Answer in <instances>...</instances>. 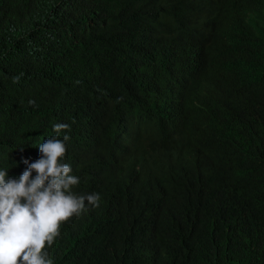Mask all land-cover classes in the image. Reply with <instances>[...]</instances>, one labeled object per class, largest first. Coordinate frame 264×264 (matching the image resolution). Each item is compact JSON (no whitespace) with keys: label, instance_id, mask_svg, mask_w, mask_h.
I'll use <instances>...</instances> for the list:
<instances>
[{"label":"clouds","instance_id":"clouds-1","mask_svg":"<svg viewBox=\"0 0 264 264\" xmlns=\"http://www.w3.org/2000/svg\"><path fill=\"white\" fill-rule=\"evenodd\" d=\"M44 1L0 0V34ZM86 1L45 11L43 59L3 52L0 264L168 262L264 170V0Z\"/></svg>","mask_w":264,"mask_h":264},{"label":"trees","instance_id":"trees-1","mask_svg":"<svg viewBox=\"0 0 264 264\" xmlns=\"http://www.w3.org/2000/svg\"><path fill=\"white\" fill-rule=\"evenodd\" d=\"M59 1L45 0L40 7L18 9L12 30L0 34V62L3 52L12 48H19L28 61L45 57L49 46L42 18L45 11L54 9ZM92 4L108 7V0H87L82 9ZM260 36L264 39V30ZM199 81L201 83V79ZM24 102V99H16L11 90L0 93V111L5 115L18 114L24 108ZM257 126L253 124L254 128ZM241 132L244 134L246 130ZM246 168L259 175L256 189L236 196L230 187L233 201L223 200L213 209L199 210L192 223L182 225L179 222L178 237L169 235L164 239V245L177 244L170 252L171 259L168 262L161 260L158 264H264V170L251 164ZM98 223L92 215L85 220L86 228ZM132 237L137 240L133 234ZM207 245L211 248L205 249ZM95 246L102 250V263H108L103 246Z\"/></svg>","mask_w":264,"mask_h":264}]
</instances>
